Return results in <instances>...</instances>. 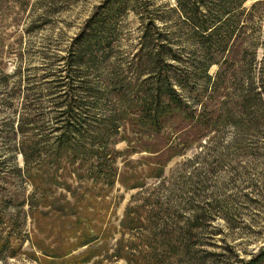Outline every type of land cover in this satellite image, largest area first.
<instances>
[{
	"label": "rangeland",
	"instance_id": "rangeland-1",
	"mask_svg": "<svg viewBox=\"0 0 264 264\" xmlns=\"http://www.w3.org/2000/svg\"><path fill=\"white\" fill-rule=\"evenodd\" d=\"M198 1H218L216 5L232 10L225 19L234 21L230 28L233 37L240 34L235 44L240 50L236 63L250 66L256 78L264 73V0H228L226 6L223 0ZM112 2L115 0H0V162H4L0 164V195L25 191L11 171L13 165L23 166L17 143L32 133L49 134L48 88L52 75H67L66 58L74 39L93 14ZM106 22L111 30L109 47L104 50L107 74L91 70L87 74L90 81L100 82L110 72L131 76L135 67H128V62L138 49L147 47L140 36L148 27H157L166 42L181 51L183 66H188L185 60L192 54L197 56L177 0H128L119 15ZM217 68L211 67L208 74L213 76ZM242 87L235 82L226 90L227 108L234 111V117L240 115L238 95ZM223 100L221 97L219 102ZM38 107L44 113L36 118ZM261 110L258 102L253 103V108L247 110L253 114L252 121L245 120L238 126V119L231 120L215 135L172 158L161 175L147 178L144 188L128 190L115 184L107 197L113 210L110 224L116 228L113 240L108 241L110 251L102 252L89 264H127L122 258L109 257L117 241L119 254L129 256L130 264H238L264 248ZM22 116L38 122L25 136L16 132ZM8 121L12 133L1 124ZM43 125L46 130L38 132L36 129ZM174 138L171 136V140ZM126 147V142L116 146L119 151ZM150 156L133 155L129 165L126 156H121L117 162L119 172L124 179L143 178L142 159ZM130 204L132 215L141 219V225L127 233L120 223ZM31 229L30 220H23L21 210L0 208V264H36L24 254L31 251L25 241V231Z\"/></svg>",
	"mask_w": 264,
	"mask_h": 264
},
{
	"label": "trees",
	"instance_id": "trees-1",
	"mask_svg": "<svg viewBox=\"0 0 264 264\" xmlns=\"http://www.w3.org/2000/svg\"><path fill=\"white\" fill-rule=\"evenodd\" d=\"M126 2L115 0L86 21L66 58L67 75H52L49 82V134L43 125L36 130L45 132L32 133L17 143L23 166L13 165L11 171L25 191L0 195V208L21 210L23 220H30L32 229L25 231V241L31 251L24 254L36 264H89L102 252L107 254L108 241L116 231L110 224L113 210L107 197L115 184L142 189L147 178L161 175L172 158L215 135L231 120L238 119V126L252 121L253 114L247 110L253 103L258 102L264 112V73L256 78L250 66L236 63L240 34L233 37L234 21L225 19L232 10L216 5L218 1L177 0L197 50V56L185 60L188 66H183L181 51L169 45L154 26L142 31L140 42L148 45L128 62V67H135L130 78L110 72L100 82L88 80L87 74L94 69L107 74L104 50L111 30L106 21L114 20ZM222 2L226 6L229 1ZM213 66L218 68L211 76ZM235 82L243 86L236 117L225 100ZM37 110L36 118L44 113ZM21 120L16 132L22 136L38 124L24 116ZM1 124L12 131L11 122ZM121 142L127 144L124 151L116 148ZM142 153L152 155L142 159L145 176L124 179L117 166L119 158L126 156L129 165L130 157ZM131 206L120 223L127 233L141 225ZM117 245L109 257L130 264ZM238 264H264V248Z\"/></svg>",
	"mask_w": 264,
	"mask_h": 264
}]
</instances>
